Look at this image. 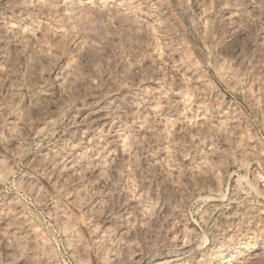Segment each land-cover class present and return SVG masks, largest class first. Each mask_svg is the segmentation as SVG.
<instances>
[{
    "label": "rangeland",
    "instance_id": "374dc122",
    "mask_svg": "<svg viewBox=\"0 0 264 264\" xmlns=\"http://www.w3.org/2000/svg\"><path fill=\"white\" fill-rule=\"evenodd\" d=\"M262 13L264 0H0V264H148L143 194L157 192V214L165 193L203 208L165 224L189 254L153 264H261L241 257L264 231V196L245 199L249 183L264 191ZM213 211L219 226L189 244L182 231Z\"/></svg>",
    "mask_w": 264,
    "mask_h": 264
},
{
    "label": "clouds",
    "instance_id": "9594fccd",
    "mask_svg": "<svg viewBox=\"0 0 264 264\" xmlns=\"http://www.w3.org/2000/svg\"><path fill=\"white\" fill-rule=\"evenodd\" d=\"M262 15H264V13H262ZM253 183L254 182L246 185L250 190L246 194L245 199L253 195L255 197L264 196V191H260L256 187H253ZM243 190V188L240 189V191ZM161 195V193L157 192V200L151 201L147 193L143 194V200L147 202L143 216L150 217L144 225V230H146L149 235L155 237L151 243H146L145 251L147 254L144 258L147 259L148 264H153V261L161 254V251L167 249L175 253V259L177 261H182L183 257L189 254L188 252L181 251V249L175 246L171 236L168 235V233L172 231V228H165V224L168 223L169 220H172L174 227L180 229L181 225L191 223L193 216L200 213L203 208V204L200 200L191 201V204H189L186 199H180L173 204L171 194L165 193L163 194L164 202L171 205V209L168 216H163L155 212V209L160 207L159 197ZM200 199L204 200V203L207 202L206 198L201 197ZM214 215V211L212 213L204 212L201 215V231L199 233L193 234L187 230L182 231V235L188 239L189 244L200 247V242L205 238V229H207L210 234L212 230L219 226L218 221L212 220ZM205 217H207V219H205ZM208 221H212V223L209 224ZM254 239L255 244L250 245L249 249L245 250V255L241 257L242 260L252 257L255 253L261 254V257L264 258V231L259 232ZM97 243H99L102 250L107 248L110 244L106 239L100 240ZM116 251L118 252L119 249L117 248ZM165 264H172V262L166 261ZM261 264H264V259H262Z\"/></svg>",
    "mask_w": 264,
    "mask_h": 264
},
{
    "label": "bare ground",
    "instance_id": "6f19581e",
    "mask_svg": "<svg viewBox=\"0 0 264 264\" xmlns=\"http://www.w3.org/2000/svg\"><path fill=\"white\" fill-rule=\"evenodd\" d=\"M24 1H25V0H24ZM26 1H27V0H26ZM23 3H24V2H23ZM229 18H230V17H229ZM3 22H4V21H3ZM14 24H15V23H14ZM6 26H7V25H6ZM3 28H5V27H3ZM7 28H8V27H7ZM21 28H22V27H21ZM21 28H20V29H21ZM6 30H7V29H6ZM10 30L12 31V33H14L15 31H19V27L16 26V25H12L11 28H10ZM8 31H9V30H8ZM20 31H21V30H20ZM20 31H19V32H20ZM15 33H16V32H15ZM10 34H11V33H10ZM10 34H9V35H10ZM37 88H38V87H37ZM39 98H40V97H39ZM245 246H246V245H245ZM243 247H244V246H243ZM223 261H224V260H223ZM227 262H228V260H227ZM229 262H230V261H229Z\"/></svg>",
    "mask_w": 264,
    "mask_h": 264
}]
</instances>
